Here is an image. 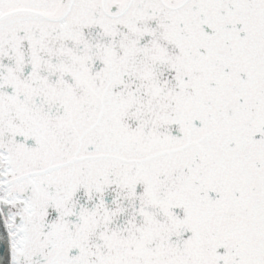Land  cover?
<instances>
[{
    "label": "snow or ice",
    "instance_id": "6c2138e0",
    "mask_svg": "<svg viewBox=\"0 0 264 264\" xmlns=\"http://www.w3.org/2000/svg\"><path fill=\"white\" fill-rule=\"evenodd\" d=\"M5 264H264V0H0Z\"/></svg>",
    "mask_w": 264,
    "mask_h": 264
},
{
    "label": "water",
    "instance_id": "95a60500",
    "mask_svg": "<svg viewBox=\"0 0 264 264\" xmlns=\"http://www.w3.org/2000/svg\"><path fill=\"white\" fill-rule=\"evenodd\" d=\"M5 235L3 223L0 222V236ZM6 252V244L3 242H0V257H3ZM0 264H5V261L0 259Z\"/></svg>",
    "mask_w": 264,
    "mask_h": 264
}]
</instances>
